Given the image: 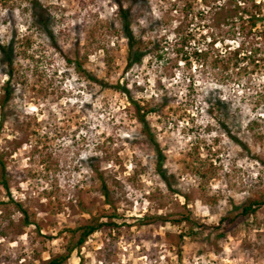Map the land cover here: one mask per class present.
<instances>
[{
	"label": "rangeland",
	"instance_id": "obj_1",
	"mask_svg": "<svg viewBox=\"0 0 264 264\" xmlns=\"http://www.w3.org/2000/svg\"><path fill=\"white\" fill-rule=\"evenodd\" d=\"M249 1L264 14V0ZM188 3L195 12L185 18ZM18 5L0 8V40L14 43L18 68L0 150L11 197L35 222L26 225L14 203H3L10 197L0 186V264H41L62 253L70 228L95 217L118 226L92 234L67 264H264L263 212L235 234L219 237L214 229L264 190V20L234 32L213 25L214 11L201 0H148L132 9V28L142 48L158 39L164 51L127 69L114 0ZM151 20H158L154 28ZM24 35L32 40L27 53ZM184 38L188 43L179 44ZM204 48L240 53L235 76L203 64L194 52ZM79 63L109 85L88 78ZM6 69L0 60V94ZM246 71L250 82L238 74ZM216 97L221 110L211 108ZM134 102L156 109L147 121L158 146ZM198 160L207 178L198 174ZM103 180L113 205L101 192ZM204 195L217 201L209 205ZM188 212L204 230L191 233L177 222Z\"/></svg>",
	"mask_w": 264,
	"mask_h": 264
},
{
	"label": "trees",
	"instance_id": "obj_2",
	"mask_svg": "<svg viewBox=\"0 0 264 264\" xmlns=\"http://www.w3.org/2000/svg\"><path fill=\"white\" fill-rule=\"evenodd\" d=\"M27 0H0V8H8L10 10H15L16 7H18V4H22L26 2ZM115 3L118 5V13L120 14L121 23L123 25V32L124 36L127 39V45H128V58H127V69L132 68L135 64L141 63L145 57L149 56L151 59L156 56V54H162L160 53L164 51V47L160 48L159 44L161 40H154L152 41L153 44L151 47H145L142 48L141 44L144 43L142 38L137 37L133 31L132 28V9L135 6L138 7H148V0H114ZM202 3L212 9L214 11V16L212 24L215 26H229L230 29H232L234 32H239V30H244L246 26L248 27H255L258 22H262L264 20V14H261V8L260 5L257 3H254L253 1L250 2L249 0H201ZM250 2V3H249ZM211 4V5H210ZM216 4V5H214ZM219 4V5H218ZM250 4V5H249ZM194 6L192 7L191 3L186 4L183 7V10H185V18L188 17L189 14H193ZM23 10H25V7H23ZM199 12L201 14L203 13V9H199ZM192 16V15H191ZM151 23L149 24V28H154L155 25L158 24V20H151ZM183 23L181 22L176 30L177 35L180 36L181 34V28L183 27ZM236 34V33H235ZM240 34V33H237ZM214 35V34H213ZM180 39L181 41L179 44H183L184 42L188 43V38L186 39ZM215 40V39H214ZM21 43L26 46L24 49V52H28V49L32 46V40L29 35L22 36ZM16 47L13 42L3 43L0 40V60H2L6 66L7 69L5 71V74L7 75V79L2 85L1 89L2 92L0 94V128L2 124L8 119L10 109L8 108L10 105V102L13 98L14 94V87H15V77L18 68L16 67L15 59L17 53L15 52ZM197 55H201L202 58H204V63H206L207 60L210 61L213 67H216L219 70H222L221 72H226L227 78H233V76L230 73L232 68H236L239 64L240 58L237 51H234V55L231 56H225L224 53H219L217 55H210V51L208 48L199 49V52H194ZM162 55H159L161 57ZM77 68L80 70V72H83L86 74V76L94 81H97L105 86H108L109 83L102 81L95 76H93L89 71L84 69L82 67V63H79L77 65ZM241 74L242 76L246 77V80L248 82L251 81L252 77L249 75V72L246 71L244 74ZM251 74V73H250ZM249 75V76H248ZM118 88L121 89V91L126 90L125 84L120 85L118 83ZM223 100L220 99V97H216L214 101H211V108L217 107L218 110H221L220 106L222 105ZM135 108H136V117L139 120V122L142 124L145 132L148 134V140L153 142L155 146H158V144L154 141V137L151 134L150 131V125L147 121V116L150 112L155 111V108H148L145 106H142L139 102H134ZM213 111V109H211ZM160 152V151H159ZM161 154V153H160ZM6 156L3 151L0 150V186L3 188V190L7 193L8 197H10L9 201L3 202V203H14L19 211H21L25 215V224H33L35 221L33 219H30V216L28 214V211L23 207V205L19 202L14 200L11 196L10 192V186H9V179H8V169H7V163H6ZM158 164L159 169H161V166L163 164L164 158L162 155L158 157ZM197 164L200 166L198 167V174L201 176V178H207V173L204 172L203 167L205 166V162L198 160ZM166 179L167 177L162 174ZM101 192L106 198V202L110 205H113L115 202V198L113 197L112 190L108 187L107 183L103 180L102 186H101ZM205 203L211 205L212 203H215L217 201L216 197H212L211 195H204L203 197ZM264 213V190L260 191L258 196L255 198H248L245 203H243L238 209H235L234 211H228L226 214L222 215L218 221V224L214 226V229L218 231L219 237L226 236L228 233L235 234L238 224L246 221L252 217H257L259 213ZM179 223L186 222L188 224V227L191 233L195 228L203 229L205 228L204 224L201 223L198 219L192 216L191 212H188L187 214H184L178 219ZM118 226V223L114 221V219L105 220L101 217H95L91 221L81 224L76 227L70 228V236L66 237V242L64 243L63 247L64 250L62 253H59L57 255L51 256L49 259L44 260L41 262V264H67L69 259L71 258L73 252L80 251L81 248L86 244L88 239L92 234L98 231L102 232H108L113 229H115ZM181 236V238H183Z\"/></svg>",
	"mask_w": 264,
	"mask_h": 264
}]
</instances>
